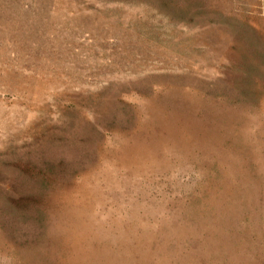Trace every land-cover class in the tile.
Here are the masks:
<instances>
[{
  "label": "rangeland",
  "instance_id": "1",
  "mask_svg": "<svg viewBox=\"0 0 264 264\" xmlns=\"http://www.w3.org/2000/svg\"><path fill=\"white\" fill-rule=\"evenodd\" d=\"M256 90L264 0H0V264H264Z\"/></svg>",
  "mask_w": 264,
  "mask_h": 264
},
{
  "label": "crops",
  "instance_id": "2",
  "mask_svg": "<svg viewBox=\"0 0 264 264\" xmlns=\"http://www.w3.org/2000/svg\"><path fill=\"white\" fill-rule=\"evenodd\" d=\"M247 94L248 97L251 95L248 92ZM253 97H255L254 101L257 105L256 109L260 112V115L262 114V119L260 121L258 120V123L255 124V127L257 128L256 134L258 136L257 146L259 147L261 152L259 158L262 159L264 166V90H256ZM248 126H251L250 122L248 123ZM249 147H251L250 144Z\"/></svg>",
  "mask_w": 264,
  "mask_h": 264
}]
</instances>
